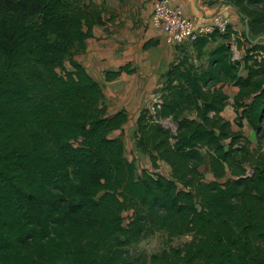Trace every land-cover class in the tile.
I'll return each instance as SVG.
<instances>
[{"label": "trees", "instance_id": "obj_1", "mask_svg": "<svg viewBox=\"0 0 264 264\" xmlns=\"http://www.w3.org/2000/svg\"><path fill=\"white\" fill-rule=\"evenodd\" d=\"M87 1L0 0V264H264V153L241 131L245 121L262 136L264 43L233 60L229 26L190 44L196 62L170 64L134 134L136 151L170 176L137 175L121 139L109 137L127 115H106L102 86L74 59L102 24L103 9ZM232 6L264 35V0ZM122 72L131 73L125 66L105 81ZM226 86L238 89V131L222 116ZM155 233L191 240L129 253Z\"/></svg>", "mask_w": 264, "mask_h": 264}, {"label": "crops", "instance_id": "obj_2", "mask_svg": "<svg viewBox=\"0 0 264 264\" xmlns=\"http://www.w3.org/2000/svg\"><path fill=\"white\" fill-rule=\"evenodd\" d=\"M90 2L94 3L95 6L103 8L102 24L93 28L92 37L86 40L85 52L76 56L74 59L102 88L103 85L115 83L121 94L131 93L134 96L131 100L135 102L136 107H140V110L137 111L136 116L135 114L129 115V119L131 122H134L132 119H136L137 121L143 109L151 108V106L159 101L158 89L170 64L175 60L176 53L172 46L165 44L161 32L150 27L152 16L151 1L90 0ZM173 2L183 8L185 15L194 20L197 27L207 24L215 15H222L229 20L230 27L237 34V36H234V39L232 38V41L236 39L240 42L243 41L241 36L244 33V31L242 33L244 26H241L240 17L231 4L225 3L222 5L207 6L201 4L200 0H173ZM120 15L123 18L119 17ZM148 27L152 28V34L149 33L150 30ZM135 28L138 29L134 30ZM122 29L124 30L121 32ZM118 30L120 33H117ZM145 30L151 37L140 39L141 37L138 34ZM149 39L153 40V43H151V40L147 42ZM218 42H213L204 49V55L201 57L199 64H203L205 68L207 67L208 54L216 47ZM246 50L243 46L238 49V53L240 54L239 60L244 57ZM177 57L179 58L181 56L178 55ZM189 57L196 62L191 47ZM125 66L129 67L131 73L122 72L114 81L110 83L105 81V75L107 73L118 72ZM246 75L247 73L242 70L241 76L246 77ZM224 92L229 96V105L223 113L228 109L233 111L231 106L233 104L232 99L238 93V89L236 87L226 86ZM149 94L155 98V102L150 107H142V104ZM234 115L236 117L235 113ZM244 122H242V125ZM135 130L133 134H135ZM133 148L136 154L145 156L136 151L135 139ZM146 161L150 163L149 159Z\"/></svg>", "mask_w": 264, "mask_h": 264}, {"label": "rangeland", "instance_id": "obj_3", "mask_svg": "<svg viewBox=\"0 0 264 264\" xmlns=\"http://www.w3.org/2000/svg\"><path fill=\"white\" fill-rule=\"evenodd\" d=\"M149 1V0H147ZM233 0H200V3L203 5L207 6H214V5H222L225 3L231 4L232 5ZM91 4L95 5L94 3L90 2ZM88 1L86 4H90ZM98 9H103L99 6H97ZM104 14V11H102V16ZM119 17H122L120 15ZM238 18V17H237ZM240 24L243 27L244 26V20L240 19ZM150 25V24H149ZM151 27V26H150ZM125 29V28H124ZM122 29L121 32L124 30ZM138 28H135L134 30H137ZM150 30L149 33H151L152 28H149ZM154 31V30H153ZM243 28H242V33H243ZM117 33H120L118 30ZM145 31L140 32L138 35L141 37L140 39H145L147 37H151V35ZM152 34V33H151ZM235 35H232L231 38L228 41V45H230L231 49V56L233 60H239L240 59V54L238 53V49L241 48L242 46L245 47L246 49L251 48V44L245 43L244 39L243 41L240 42V46L232 41V38L234 39ZM138 37V36H137ZM151 39L147 40L150 41ZM134 41V40H133ZM146 42V43H147ZM165 42V40H164ZM151 43H153V40H151ZM261 43V42H260ZM166 44V43H165ZM152 45V44H151ZM168 45V44H166ZM173 47V50L175 51V59L176 56H183V55H190V45L184 44V45H170ZM264 56V55H263ZM178 58V57H177ZM68 68V67H67ZM104 89V99H103V108L105 109V113L107 116H112L114 115L117 111H123L127 115V122L125 125L122 126L120 130L113 131L109 134L110 138H119L123 142L124 149H125V156L128 161L134 162L136 166V172L137 175H140L143 170H147L149 173H159L162 176L168 178L170 176V168L163 163H158V169H153L151 167V164L148 163L146 160V156H140L135 153V150L133 148V143H134V130H135V120L129 119V115H134L136 116L137 111L140 110V107L135 106V102L131 100V98H134V96L131 93H122L120 92L119 88L117 87V84L111 83L110 85L106 84L103 85ZM147 100V101H146ZM155 98L148 95L147 99H145L144 103L142 104V107L144 106H149L154 103ZM135 107H134V106ZM134 110V111H133ZM134 116V118H136ZM227 121L231 122L232 124V129L234 131H238V127L236 125V117L234 115V112L228 109L226 112L223 113L222 115ZM163 124L170 128L172 132H175L176 125L170 123L169 121H164ZM262 132L260 134L261 137H258L257 134L247 125V123L244 122L243 127L241 128L242 133L244 136L249 139L250 141V148L251 150L254 151H260L264 153V118L262 120ZM201 171L204 174V179L206 182L213 181V177L209 172L208 166L203 165L201 167ZM251 173L248 174L250 176ZM223 181V180H222ZM221 182V181H220ZM132 216L131 211H125L122 214V217L124 219L123 224L127 225L128 219ZM191 237L186 236V237H178V238H173V239H168V237L164 233H155L152 236H149L145 238L144 240H141L140 242L136 244L130 245L127 249L129 250V253L136 257L139 255H146L150 256L152 254H156L161 252L163 249H168L169 247H174V246H179L183 244L184 242L190 241Z\"/></svg>", "mask_w": 264, "mask_h": 264}, {"label": "built area", "instance_id": "obj_4", "mask_svg": "<svg viewBox=\"0 0 264 264\" xmlns=\"http://www.w3.org/2000/svg\"><path fill=\"white\" fill-rule=\"evenodd\" d=\"M149 1L152 4L151 27L161 32L168 45H190L213 32L224 34L230 26L228 19L215 15L207 24L197 27L195 21L188 18L183 8L173 0Z\"/></svg>", "mask_w": 264, "mask_h": 264}, {"label": "water", "instance_id": "obj_5", "mask_svg": "<svg viewBox=\"0 0 264 264\" xmlns=\"http://www.w3.org/2000/svg\"><path fill=\"white\" fill-rule=\"evenodd\" d=\"M237 14L241 19L244 20V35L246 41L251 45H256L260 42L264 43V35L254 36L250 28L249 19L246 18L242 13L237 12Z\"/></svg>", "mask_w": 264, "mask_h": 264}]
</instances>
